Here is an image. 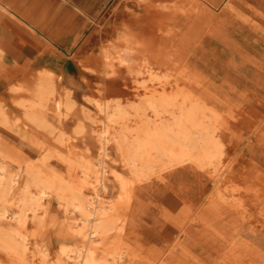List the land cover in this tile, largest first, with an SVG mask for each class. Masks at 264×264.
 Masks as SVG:
<instances>
[{"label":"bare ground","instance_id":"obj_1","mask_svg":"<svg viewBox=\"0 0 264 264\" xmlns=\"http://www.w3.org/2000/svg\"><path fill=\"white\" fill-rule=\"evenodd\" d=\"M177 1L179 4L169 10L175 27L163 33V50L144 59L142 69L136 72L156 78L155 69L166 71L162 91L146 92L128 107L120 101H92L106 116L98 137L103 152L98 164L74 148L73 137L55 125H63L77 109L73 95L63 93L55 74L39 69L23 83L12 84L15 74L9 73L5 82L11 84L8 88L3 85L5 92L0 95V264H119L121 259L177 264L176 251L186 252L180 240L183 230L171 212L162 214L166 229L157 237L169 244V259L155 262L142 256L145 251L141 247L127 246L135 192L156 170L164 173L192 165L200 172L216 168L225 156L222 114L216 104H210L216 97L208 94L201 76L190 68L189 59L195 44L207 36L222 44V54L235 47L223 34L224 22L229 25L241 19L238 24L247 34L244 42L248 47L252 45L248 38L257 26L228 2L225 10L229 19L219 20L218 26L206 31L214 17L210 11L222 0ZM257 1L264 4V0ZM246 8L263 16L258 8ZM122 40L126 45L123 52L129 57L127 64L134 51L149 49L129 32ZM2 54L0 50V62ZM111 54L105 49L101 56L104 67L113 71ZM222 65L218 69L224 71L225 62ZM84 133L85 125L77 124L74 134ZM10 139L20 141L23 148ZM111 142L132 174V178L117 175L119 192L115 199L102 196L107 172L104 156ZM34 154L40 157L35 160ZM53 201L64 211L65 221L52 215ZM178 229L180 235L175 238ZM175 239L178 241L173 244Z\"/></svg>","mask_w":264,"mask_h":264},{"label":"rangeland","instance_id":"obj_2","mask_svg":"<svg viewBox=\"0 0 264 264\" xmlns=\"http://www.w3.org/2000/svg\"><path fill=\"white\" fill-rule=\"evenodd\" d=\"M179 2L111 0L76 52L75 62L80 68L53 54L43 60L16 65L1 58L0 95H4L11 83H23L40 68L49 67L63 93L70 91L77 102L76 112L63 125L57 122L55 125L68 137H73L70 141L74 148L98 164L103 157L98 137L106 116L92 101H120L128 107L146 92L162 91L161 80L166 71L155 69L156 78L136 72L144 59L163 50V33L175 27L169 10ZM251 6L258 8L263 16L236 4V11L257 26L248 38L252 43L250 47L244 42L247 34L240 31L241 19L238 18V21L228 22L229 25L222 23L224 36L235 45L227 54H222V44L211 41V36L198 41L192 49L190 68L201 76L208 94L216 97L210 104H216L222 114L227 150L216 168L198 172L192 165H186L164 173L156 170L139 185L129 215L126 244L141 247L145 251L144 258L155 259V262L159 258L160 262L170 258L169 244L157 237L166 229L160 219L162 214L171 212L177 219V227L183 230L180 240L186 248L185 253L176 251L177 264H264V4ZM225 8L222 5L210 11L214 17L206 31L218 26L219 20L229 19ZM126 32L149 47L148 51H134L133 63L129 64V57L123 52L126 45L122 35ZM105 49L112 52L113 71L102 63ZM223 62L224 71L218 69ZM10 72L15 74V79L7 84ZM79 123L85 125L83 135L74 134ZM10 140L23 146L16 139ZM29 151L25 145V152ZM32 157L36 160L40 156ZM104 158L107 172L102 196L115 199L119 192L117 175L132 178V174L114 142L109 144ZM51 211L61 222L65 221L66 215L57 201L51 203ZM179 229L174 233L175 238L180 235ZM176 241L178 239L173 244ZM119 264L150 263L121 259Z\"/></svg>","mask_w":264,"mask_h":264},{"label":"crops","instance_id":"obj_3","mask_svg":"<svg viewBox=\"0 0 264 264\" xmlns=\"http://www.w3.org/2000/svg\"><path fill=\"white\" fill-rule=\"evenodd\" d=\"M111 0H0V50L3 61L16 65L48 55L75 62L85 37ZM259 5L257 0H222ZM40 69L51 70L49 67Z\"/></svg>","mask_w":264,"mask_h":264}]
</instances>
